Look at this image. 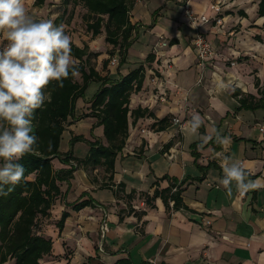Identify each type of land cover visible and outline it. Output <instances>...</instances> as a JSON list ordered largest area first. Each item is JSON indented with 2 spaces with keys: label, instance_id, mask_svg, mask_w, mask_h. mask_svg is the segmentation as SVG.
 I'll list each match as a JSON object with an SVG mask.
<instances>
[{
  "label": "crops",
  "instance_id": "obj_1",
  "mask_svg": "<svg viewBox=\"0 0 264 264\" xmlns=\"http://www.w3.org/2000/svg\"><path fill=\"white\" fill-rule=\"evenodd\" d=\"M185 4L209 22L198 29L189 27L182 11ZM257 11L258 1L253 0H136L130 15L139 28L126 63L108 66V70L125 74L143 65V87L131 95L129 109H148L156 119L177 118L180 122L155 132L151 128L153 118L128 119L129 138L116 157L111 183L124 185L125 194L135 191L132 206L145 211L141 220L122 213L120 222L126 202L116 199L105 187L109 175L104 168L88 172L79 168L69 190L66 183L60 186L62 193L68 190L65 202L75 204L84 195L82 199H92L94 206L74 211L61 200L55 202L50 216L40 221L42 234L52 240L51 254L40 264H116L119 260L130 264H264V134L259 131L264 127V110L236 111L241 95L259 99L258 89L263 86L264 16L258 17ZM197 34L209 40L215 51L204 64L199 63L192 45ZM99 37L104 42L103 36ZM95 42L84 44L99 54L100 63L110 46L104 43L98 52ZM74 44L80 48L84 45ZM148 55L152 57L150 62H146ZM96 70L101 75L106 73ZM221 83L228 87L220 88ZM93 84L85 99L76 102L75 117L89 113V101L97 90L88 95ZM238 91L241 94L235 97ZM193 113L203 117V134H192L189 129ZM68 122L71 124L62 140L66 135L69 142L79 134L92 140L88 133L96 122L94 118ZM82 124L84 132L79 133ZM217 132L230 136L231 144L221 146L214 139L202 140ZM93 134L104 142L102 126ZM194 143L202 145L197 149V165L206 168L212 164L206 172L194 163L190 149ZM87 152L84 143L73 147L77 158H84ZM222 155L240 161L260 187L245 195L234 191L227 196L219 184ZM55 168L64 166L57 162ZM163 176L188 179L182 193L187 211L167 214L160 199L152 209L139 197L140 193L152 195L153 183ZM168 185L166 180L159 182L161 189ZM64 210L69 217L60 231L56 223ZM204 220L211 224L206 226Z\"/></svg>",
  "mask_w": 264,
  "mask_h": 264
},
{
  "label": "trees",
  "instance_id": "obj_2",
  "mask_svg": "<svg viewBox=\"0 0 264 264\" xmlns=\"http://www.w3.org/2000/svg\"><path fill=\"white\" fill-rule=\"evenodd\" d=\"M47 0H35V7H42ZM59 7L63 13L67 7H71L69 14L77 6L85 10L82 17L86 29L91 33L92 39L103 36L106 45L110 50L106 52L108 59L102 61L101 75L92 60L99 56L98 53L90 51L89 46L84 44L82 48L73 42V56L79 61L81 82L76 78H69L64 81V87L49 86L47 91L51 92V102L35 111L34 128L38 137V150L40 156L25 155L18 163L23 164L25 176L15 186L14 190L6 197H0V264H40V261L51 254L52 240L41 232V219L48 218L52 207L57 200L64 202L66 207L79 211L85 207H93L94 201L90 198L79 199L77 203L65 202L66 193L70 187V181L74 178V172L81 168L85 172L97 167L104 168L109 175L106 188L113 192L116 199H123L126 202V210L119 214L120 222L125 215H133L138 220L145 215V211L133 209L132 202L135 199V191L125 194L124 185L112 184L115 160L119 153L126 146L129 138V117L133 122L144 117L153 118L152 130L155 132L165 131L171 126V118L156 119L148 109L130 110V97L142 90L145 80V68L143 65L128 70L125 74L119 72L112 74L108 66L112 58H118V67L124 65L127 60L128 50L132 46L138 25L131 21V11L136 0H59ZM258 1V17L264 16V0ZM157 13V12H156ZM155 13V14H156ZM244 16V15H243ZM72 17L70 16L69 19ZM56 25L63 22V15L55 19ZM261 41L259 37H255ZM174 44V41H172ZM152 60L148 55L146 62ZM110 68V67H109ZM97 84L98 89L90 99L89 113L75 117L76 102L85 99V93L90 84ZM255 87H259V81L255 80ZM260 95L256 99L252 95H241L240 91L235 92L238 97V108L236 111L264 110V81L262 89H258ZM85 118H94L96 122L91 130L97 126L103 127L104 142L91 133L92 140L86 139L83 135L72 136L69 140V150L60 152V144L66 127L71 124L69 119L80 121ZM199 132L203 134L201 127ZM213 141V140H212ZM83 142L88 146V152L84 158H77L73 153L75 143ZM51 143V147L49 144ZM211 143V141H210ZM209 143V144H210ZM200 143L191 145V154L195 159L196 167L206 172L212 164L206 168L197 165L199 158L197 153ZM54 161L63 165L64 168L56 169ZM2 163V162H0ZM168 181L169 185L161 189L160 181ZM188 179L178 181L177 179L163 176L157 179L152 185L153 194L140 193L139 197L144 200L148 208H154V202L160 199L165 207L166 213L171 214L177 211H187L183 203V186ZM198 180H201L199 178ZM66 183L68 190L62 193L60 186ZM172 203V204H171ZM69 213L64 210L56 223L61 231ZM116 264H130L128 260H119Z\"/></svg>",
  "mask_w": 264,
  "mask_h": 264
},
{
  "label": "clouds",
  "instance_id": "obj_3",
  "mask_svg": "<svg viewBox=\"0 0 264 264\" xmlns=\"http://www.w3.org/2000/svg\"><path fill=\"white\" fill-rule=\"evenodd\" d=\"M54 19L37 20L23 0H0V36L6 42L0 48V197L8 196L24 178L25 168L18 161L28 154L41 155L33 120L35 111L51 102L49 86L63 88L65 80L80 76L72 38ZM219 87L228 86L221 83ZM203 124L199 113L188 121L192 134H199ZM213 139L221 146L232 142L218 132L202 137ZM221 169L219 184L227 196L234 191L245 195L260 187L234 157L222 155Z\"/></svg>",
  "mask_w": 264,
  "mask_h": 264
},
{
  "label": "rangeland",
  "instance_id": "obj_4",
  "mask_svg": "<svg viewBox=\"0 0 264 264\" xmlns=\"http://www.w3.org/2000/svg\"><path fill=\"white\" fill-rule=\"evenodd\" d=\"M34 2H35V0H26L24 3V6H25L26 10L29 12V14L32 15L37 20H39V19H52L53 17H55V19H56L62 13V15H63L62 24L65 26L66 34L71 36L73 43L74 42H76V43L82 42L84 44L87 41L92 43V41L95 40L96 41L95 46L98 47V48H95L96 51L99 52L101 47H103L105 42H102L103 40L101 41L100 37L92 39L91 33H89L87 31L85 22H84V20H82V17L85 14V10L81 6H77L75 8V10L73 11V15H72V13L70 15L69 11L71 10V7H67L66 12L63 13V8L59 7V5H60L59 0H47L42 7H35ZM70 16L72 17L71 19H69ZM55 19H54V23L56 24ZM0 39H1L0 40V48H2L6 42L4 41V38L2 36H0ZM106 47H107V45H106ZM107 51H109V49H107ZM105 59H108V56H106ZM97 60H98V58H95L94 60H92V62H91L92 65H94L95 68L97 67L100 72H104V71H102V61L100 63H97ZM226 61L229 64L231 59L226 60ZM109 67L111 68L110 64H109ZM111 70H114V69H111ZM76 80L81 82L80 76L76 77ZM96 87L98 89V86L96 84L91 85V87L88 91V95H90L93 92V90H95ZM97 127H101V126H97ZM97 127H95V128H97ZM95 128L93 130L90 129V132L88 133V135H90V137H91V133L94 132ZM77 131L79 133L84 132L83 124L78 126ZM79 135H82V134H79ZM66 137L67 136L65 135L63 140L61 141V146H60L61 151L66 150L67 148L69 150V142H67ZM81 143H83V142H81ZM76 152H78V150H76ZM53 165L57 167V162L54 161ZM7 264H13V262L10 261Z\"/></svg>",
  "mask_w": 264,
  "mask_h": 264
},
{
  "label": "built area",
  "instance_id": "obj_5",
  "mask_svg": "<svg viewBox=\"0 0 264 264\" xmlns=\"http://www.w3.org/2000/svg\"><path fill=\"white\" fill-rule=\"evenodd\" d=\"M182 11L184 17L186 18L187 25L193 29H198L201 24L209 22V19H206L204 16L195 15L191 11V9H189L188 4L183 5ZM192 45L195 55L198 58L200 64H204L206 61H210L215 56V51L212 46V43L209 40H207L205 37L201 36L200 34H197L194 37ZM118 63H119L118 58L114 57L110 61V66L116 67L118 66ZM231 65L234 64L232 63ZM171 122L174 125L176 124L178 125L180 121L177 118H173ZM259 131L262 134H264V127H260ZM204 223L206 226H209L211 224L209 220H204ZM102 229L105 231L107 228L104 225Z\"/></svg>",
  "mask_w": 264,
  "mask_h": 264
}]
</instances>
